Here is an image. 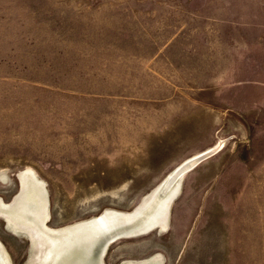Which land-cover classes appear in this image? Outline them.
Here are the masks:
<instances>
[{
    "label": "rangeland",
    "instance_id": "rangeland-1",
    "mask_svg": "<svg viewBox=\"0 0 264 264\" xmlns=\"http://www.w3.org/2000/svg\"><path fill=\"white\" fill-rule=\"evenodd\" d=\"M207 152L100 264H264V0H0V206L29 172L47 200L16 220L132 214ZM37 236L0 215L6 264H44Z\"/></svg>",
    "mask_w": 264,
    "mask_h": 264
},
{
    "label": "bare ground",
    "instance_id": "bare-ground-1",
    "mask_svg": "<svg viewBox=\"0 0 264 264\" xmlns=\"http://www.w3.org/2000/svg\"><path fill=\"white\" fill-rule=\"evenodd\" d=\"M190 161L179 166L176 171L169 176L167 181L164 182L163 187H160L162 189L161 191H163L161 194H159V192H161L159 191L160 189L155 191L147 198L144 204L132 214L107 211L102 216L89 222L81 223L60 231L48 230V228H45V222L42 223V225H38L33 219H29L24 215H21L19 219L16 220L18 206L23 204V198L27 191H29L31 197L41 196L43 203L35 206L41 211L40 207L45 205L43 216L47 219V200L44 187L41 182L35 179L32 172H29L30 174L27 176L24 174L21 178L22 191L14 202V204L20 202L19 205L17 204V208L8 209V206L4 208V205H1L0 215L5 216L8 222L15 223L23 229H29L33 234L40 235L39 237L37 236V238L40 239L42 248H44L45 251L47 250L45 256H43V259H45L44 264H100V260L106 250V240L111 236L113 240L119 237L121 232L115 231L125 227L126 224L133 223L131 225L132 229L128 230L126 234H130L133 230L141 233L147 232L155 226H159L163 229L167 227L170 204L183 178H179L177 173ZM122 216H124L125 219H122ZM59 249H62V252L55 256V250ZM0 264H6L1 248ZM146 264L151 263L147 262Z\"/></svg>",
    "mask_w": 264,
    "mask_h": 264
},
{
    "label": "water",
    "instance_id": "water-1",
    "mask_svg": "<svg viewBox=\"0 0 264 264\" xmlns=\"http://www.w3.org/2000/svg\"><path fill=\"white\" fill-rule=\"evenodd\" d=\"M213 152H207L201 156H198L194 159H192L190 162H188L182 169L179 170V172L177 173V175L180 177H183L188 171L192 170L196 165H198L200 162H202L203 160H205L206 158H208ZM122 219H125L124 216L121 217ZM133 223H129V224H126L125 227H122L120 230H116L115 232H121V234L119 236H122L124 235L125 233H128L127 231L128 230H131L132 229V225ZM94 225V224H92ZM89 227V226H88ZM124 232V233H122ZM57 235V234H56ZM107 241V244H105L106 246L108 245V242H112L113 239H112V236L106 240ZM105 241V242H106ZM106 248V247H105ZM92 261V260H91Z\"/></svg>",
    "mask_w": 264,
    "mask_h": 264
}]
</instances>
